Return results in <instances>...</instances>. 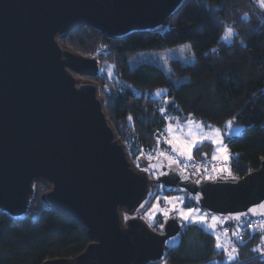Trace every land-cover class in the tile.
I'll list each match as a JSON object with an SVG mask.
<instances>
[{"label": "water", "instance_id": "obj_1", "mask_svg": "<svg viewBox=\"0 0 264 264\" xmlns=\"http://www.w3.org/2000/svg\"><path fill=\"white\" fill-rule=\"evenodd\" d=\"M187 1L0 0V212L24 218L41 184L49 189L43 205L83 225L90 241L73 260L43 264L163 261L181 245L183 226L173 217L158 233L137 217L152 203L154 184L233 224L264 218L249 212H264V159L243 178L193 179L163 158L142 171L93 80L101 61L61 44L81 24L113 39L159 32Z\"/></svg>", "mask_w": 264, "mask_h": 264}, {"label": "trees", "instance_id": "obj_2", "mask_svg": "<svg viewBox=\"0 0 264 264\" xmlns=\"http://www.w3.org/2000/svg\"><path fill=\"white\" fill-rule=\"evenodd\" d=\"M226 27L234 32L229 41L224 38ZM183 43L191 44L195 62L183 66L171 61L174 78H189L179 86L157 66L129 67V57L135 53ZM61 44L101 61V74L93 80L106 101L118 138L136 166L155 145L163 144L169 121L186 122L192 117L220 129L228 121L244 126L240 136L224 138L232 156L231 176L243 178L259 169L264 159V10L255 0H188L159 32L135 33L121 39L106 37L81 24ZM162 88L167 89V95L152 98V93ZM204 147L194 154L201 158L199 151ZM204 154L208 159V153ZM48 190L37 185L36 196L22 219L0 212V264L73 260L90 244L83 225L43 205L41 197ZM154 193L156 197L158 188ZM153 203L154 199L145 211ZM188 206L197 207L189 199L185 208ZM262 235L251 233L245 238L234 264H264V257L252 251L258 247L264 250ZM215 243L212 234L188 226L181 245L171 249L163 261L152 264H220L224 257Z\"/></svg>", "mask_w": 264, "mask_h": 264}, {"label": "rangeland", "instance_id": "obj_3", "mask_svg": "<svg viewBox=\"0 0 264 264\" xmlns=\"http://www.w3.org/2000/svg\"><path fill=\"white\" fill-rule=\"evenodd\" d=\"M255 1H256L257 4L259 3V0H255ZM226 41H229V39H227ZM173 60H177V61L181 62V64L183 66L193 65L194 62H195V54H194V51H193V49L191 47V44L190 43H183V44H180L178 46L171 47V48H164V49H159V50H145V51H141V52L135 53V54H133V55H131L129 57V67H130L131 70H134L135 68H137L140 65L157 66V67H159V68H161L163 70V72L165 73V75L167 77L172 78L174 80L176 86H179L182 83L187 82L189 80V78L188 77H183V78H174L173 77V75H172L173 68H172V64H171V61H173ZM105 71L109 72L108 67L105 68ZM100 74H101V71H100ZM112 77H113V74L111 73V78ZM157 93H160V95H157ZM166 95H167V89L166 88H162V89L155 90L152 93V98L161 99L162 97H164ZM195 121L198 124H202V125L205 126L204 129H203V132L206 135L214 136V133L209 132L208 126H210L211 129H219L220 130V136H219L218 139L220 141H222V143L224 145H226L225 142H224L225 136H227V137L240 136L243 133L244 129H245L244 126L235 125L233 122H232V127L229 128L228 127V122L229 121L226 123L224 129H220V128L216 127V126H213L211 124H206V123H203L201 121H197V120H195ZM176 122H177V120L169 121L167 125L171 124V125L175 126ZM179 123L187 125V121L186 122H179ZM164 132H165V134H164V142L161 141L163 144L160 147H159V145H155L153 150H150L148 153H146L145 156H142L137 161V165H139L140 169H144V167H147L148 163L153 162V161H155V160H157L159 158L158 157V158L153 159V157H151L152 153L165 152L169 156H176V154L172 152L171 146L168 143L165 142V138L168 136V134H167L166 131H164ZM204 145H206V147L200 149L199 152L201 154H204L205 152H207L208 153V159H203L202 157L200 158V157H198L197 154L196 155L194 154V151L197 148L202 147ZM217 147H218V145L211 143L210 140H207V139L203 140L202 143H199L195 147L192 148V156H193L192 160H198V161L203 162L204 166H207L208 169H211V168H209L211 166V163H213V164L220 163L221 165H223V168L227 167V168L230 169V163L232 161V156H231L229 150H228L229 160L227 162H224V161H222V159L219 158L220 154L216 152ZM214 153H216L217 156H218V159H216V160L212 159ZM150 157H151V159H150ZM164 159L166 160V164L168 166H173V167L175 166V164H170L168 159H166L165 157H164ZM177 160L186 161L187 159L184 158V157H177ZM222 173L223 174H227V172H222ZM212 174H214V171H212ZM208 179L210 180V178H208ZM158 191H159L158 195H157L156 199H154V203H153V205H157V207L153 208V205H152L151 208L147 209V211L143 212L142 214L137 215V217H141V218L143 217L144 219H146V221L151 226H153V225L155 226L157 220L175 216L182 223V226L183 225L186 226V227H188V226H198V227L204 229L206 232L212 234L214 238H215L216 235H221L222 242H224V240L226 239L225 237H223L222 234L225 231V229H228L229 232H228L227 239H231L232 241H235L236 238L232 236V231L236 230L238 228L236 224L230 225L229 221L226 218H221V217L217 216L218 218H220L221 221H224V223L218 224L215 232H212L209 229H207L206 227L201 226L200 224H194V223H192L190 221H182L179 218L178 213L176 211L172 210V205H169L168 203H166V199L165 198L183 197V203L182 204L179 203V202H177L175 204V207L177 209H180V208H185L184 205H185V202L188 199V196L184 195V194L183 195L165 196V194H163V189L162 188L158 189ZM165 209H167L169 211V215L167 217H165L163 215V210H165ZM200 211H201V213H207L206 211H203L201 209H200ZM150 216L152 217L151 219H150ZM210 216L211 215H209L208 223H211ZM261 246L264 247V244L262 243ZM225 262H224V264H226Z\"/></svg>", "mask_w": 264, "mask_h": 264}, {"label": "snow or ice", "instance_id": "obj_4", "mask_svg": "<svg viewBox=\"0 0 264 264\" xmlns=\"http://www.w3.org/2000/svg\"><path fill=\"white\" fill-rule=\"evenodd\" d=\"M258 6L264 10V0H259ZM234 35L233 29L231 27L225 28V39L227 40L231 36ZM215 51V49L213 50ZM157 95H160V93H157ZM163 112V110H161ZM167 118V117H166ZM129 121H131V117H128ZM170 119V118H167ZM204 125L198 124L192 117L187 118V125L179 123V120L177 119V122L175 126L169 124L166 126L165 131L167 132L168 136L165 138V142L168 143L171 146V150L173 153L176 154V156H169L165 152H158L157 154L159 156H164L166 159H168L170 164H176L178 163L177 157H184L188 161H191L193 159L192 156V148L195 147L197 144L202 143L203 140L207 139L210 140L211 143L218 145L216 152L220 154V159L222 161L227 162L229 160V153L227 146L222 143L218 138L220 136V130L219 129H211L210 126H208V130L211 133H214V136L206 135L203 132ZM228 127H232V121L228 122ZM159 139H157V144H159ZM141 154L143 155V150H141ZM151 159V157H150ZM213 160L218 159V156L216 153L213 154L212 157ZM139 167V165H137ZM151 166V165H150ZM197 169H199V166L193 165ZM187 167V165H185ZM146 170V169H145ZM207 171V170H205ZM213 171H224L227 172L228 175H231V170L227 167L217 170L213 168ZM210 179L212 177H209ZM166 203L169 205H172V210L176 211L179 215V218L182 221H190L194 224H200L203 227H206L212 232H215L217 225L224 223V221H221L220 218H218L215 215L210 216L211 223H208L209 220V214L208 213H201L200 209L198 207L194 206H188L187 208H180L177 209L175 207V204L177 202L183 203V197H172V198H165ZM197 199H199L197 197ZM143 207V205H141ZM157 205H153V208H156ZM260 209H264V204L258 205ZM249 212H251L253 215H264V212L257 213V208H250ZM163 215L167 217L169 215V211L167 209L163 210ZM247 213H239L233 219L235 221H240L241 217L246 216ZM152 217L150 216V219ZM127 219V217H126ZM256 230H259L260 232L264 233V222H260L256 224L254 227V232ZM228 229H225L223 232V237L226 239L224 242L221 240V235H216L215 240L216 243L214 245L215 249L220 250L222 252V255L224 257L223 260L220 261V264H224L225 261H227V264H234V262H238L239 260V251L238 248L233 244L231 239H227L228 237ZM232 236L235 237L237 240L242 241V237L239 233V228L232 231ZM262 242H264V235L261 236ZM253 252H259L262 257H264V250L261 248H254L252 249Z\"/></svg>", "mask_w": 264, "mask_h": 264}, {"label": "built area", "instance_id": "obj_5", "mask_svg": "<svg viewBox=\"0 0 264 264\" xmlns=\"http://www.w3.org/2000/svg\"><path fill=\"white\" fill-rule=\"evenodd\" d=\"M156 154H157L156 152L152 153L151 157H153V159L158 158V157L164 159V156H159L158 154L157 155ZM177 161L178 163L175 164L177 168L193 179L203 178V179L209 180L208 178L210 176L212 177V179H215L220 175H224L222 173L224 171H216L214 172V174H212L213 168L217 170L223 169V165H221L220 163H215V164L211 163V166L209 167L212 169L211 170V169H208L207 166H204L203 162L198 161V160H191V161L177 160ZM185 165H187V167H185ZM193 165L199 166V169H197ZM260 222H264V218L245 217L239 223H236L237 227L239 228V233H240V236L242 237L243 242H241V240L235 239L233 244H235V246L239 248L240 246L244 244V240L249 234L260 232L259 230H256L254 232V227L256 226V224ZM225 263L227 264V261Z\"/></svg>", "mask_w": 264, "mask_h": 264}, {"label": "flooded vegetation", "instance_id": "obj_6", "mask_svg": "<svg viewBox=\"0 0 264 264\" xmlns=\"http://www.w3.org/2000/svg\"><path fill=\"white\" fill-rule=\"evenodd\" d=\"M142 171H144V172H146V171H148L147 169L145 170V169H141ZM151 178H152V180H155L156 178H157V174L156 173H154V172H151ZM153 190H155L156 188H158V189H160V188H163V186L162 185H156V184H154L153 185ZM159 192V191H158ZM155 194V193H154ZM163 194H165V196H171V195H173V194H168V193H166L165 191H164V188H163ZM158 195V194H157ZM157 197V196H156ZM156 197H155V195H154V197H153V199H156ZM188 200V199H187ZM187 202V201H186ZM186 202H185V204H186ZM185 206V205H184ZM142 214V213H141ZM126 217L127 216H125V219H126ZM173 217H175V216H173ZM173 217H169V218H165V219H160V220H157V222H156V225L154 226V227H152V228H154V230L156 231V232H158V233H162L163 232V228H164V226H165V223H166V221L168 220V219H170V218H173ZM128 218V217H127ZM141 218V217H140ZM143 218V217H142ZM177 218V217H176ZM144 219V218H143ZM144 220H146V219H144ZM182 224V223H181ZM186 229V226H184L183 225V229H182V237H183V232H184V230Z\"/></svg>", "mask_w": 264, "mask_h": 264}, {"label": "crops", "instance_id": "obj_7", "mask_svg": "<svg viewBox=\"0 0 264 264\" xmlns=\"http://www.w3.org/2000/svg\"><path fill=\"white\" fill-rule=\"evenodd\" d=\"M162 142H164V138L161 140ZM166 144V143H165ZM203 155H205V154H203ZM224 175H227V174H224Z\"/></svg>", "mask_w": 264, "mask_h": 264}]
</instances>
